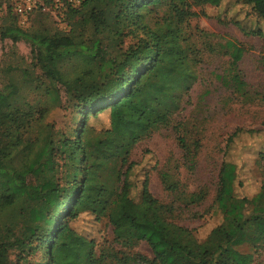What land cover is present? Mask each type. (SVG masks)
<instances>
[{
    "label": "trees",
    "instance_id": "trees-1",
    "mask_svg": "<svg viewBox=\"0 0 264 264\" xmlns=\"http://www.w3.org/2000/svg\"><path fill=\"white\" fill-rule=\"evenodd\" d=\"M41 1L22 23L12 1L0 0V15L12 18L1 29L0 39L26 42L42 62L58 63L70 55H82L94 62L98 80L91 89L94 92L72 96L83 118L70 138L46 134L41 140L23 139L17 131L8 130L18 129V125L0 120V139L5 140L0 157L10 156V146L22 152L19 164H0L3 206L23 203L22 225L0 226V264H18L21 255L32 249L42 251V264H251L255 254L264 251V178L253 196L239 195L237 166L223 158L211 202L221 220L202 240L192 228L174 222L175 206L152 195L147 177L141 182L140 199L131 196L132 147L168 124L180 94L190 89L192 74L178 40L183 38V23L201 12L192 9L190 0H82L61 10L53 9L52 0ZM195 1L218 6L222 0ZM236 1L249 5L262 23L250 29L234 24L264 43V0ZM160 2L171 15L150 23V12ZM36 14L48 16L55 32L29 30ZM76 15L93 28L88 40L70 35L71 19ZM226 45L230 68L223 82L235 91H246L247 83L238 68L244 47L234 40ZM260 63L264 69V49ZM47 77V92L58 99L56 78L51 72ZM105 109L109 126L92 129L85 118L89 112L96 115ZM175 127L183 156L192 163L196 149L187 143L179 123ZM237 132L227 137L224 155ZM195 145L198 148L197 142ZM61 166L66 172L58 182L55 178ZM167 176L162 173L166 188L175 191L177 184L167 183ZM204 197V190L190 192L182 198L183 205L187 208ZM82 212L96 220L106 218L112 239L98 245L76 231L70 221ZM140 241L148 244L151 257L134 251Z\"/></svg>",
    "mask_w": 264,
    "mask_h": 264
},
{
    "label": "rangeland",
    "instance_id": "rangeland-1",
    "mask_svg": "<svg viewBox=\"0 0 264 264\" xmlns=\"http://www.w3.org/2000/svg\"><path fill=\"white\" fill-rule=\"evenodd\" d=\"M190 1L192 9L201 13L183 23L184 39L178 40L187 54L185 66L192 74L190 89L180 94L179 106L170 115L169 123L154 129L132 147L129 159L135 164L129 179L132 182L131 196L138 201L141 182L147 177L152 195L160 202L175 206L174 222L192 228L195 236L202 240L221 220V213L214 210L211 202L222 159L230 160L237 166L240 184L236 192L239 195L253 196L264 178V69L260 63L264 43L256 36L245 35L239 27L250 29L262 23L249 5L236 0H222L218 6ZM156 7L150 12V23L171 15L164 3L160 2ZM10 18L0 15V31ZM71 21V36L77 40H88L93 36L92 26L78 15ZM38 28L50 32L56 30L48 16L38 17L36 14L29 30ZM231 40L244 47L238 62L247 83L243 92L235 91L222 78L229 73V48L226 44ZM48 72L56 78L58 99L51 98L47 92ZM94 72V62L82 55H70L58 63L42 62L30 52L26 42L0 39V120L8 121L7 125L11 122L18 125V129L11 127L8 130L17 131L23 139L41 140L46 134L54 138L59 135L72 137L73 130L83 118L73 105L72 96L94 92L91 89L98 80ZM111 85L108 87L111 88ZM41 108H44L42 115L38 113ZM85 119L96 131L109 126L107 109L96 115L89 112ZM178 123L187 143L196 149L192 163L184 158L177 142L175 126ZM234 130L238 132L224 155L227 137ZM248 130L257 131L250 133ZM4 141L0 139V147ZM9 150L10 156L0 157V164H19L22 159L20 148L10 146ZM65 172V167L61 166L55 179L62 182L60 178ZM163 172L168 175L167 183L177 184L175 191L166 188L162 180ZM200 189L205 191L204 199L185 208L184 195ZM4 194L0 179V226L3 223L22 225L23 203L20 201L11 207H4ZM62 207L63 203L59 212ZM70 225L98 245L112 239L111 226L104 217L96 220L89 212H82L70 221ZM134 251L147 257L152 255L145 241H140ZM12 257L16 259L14 255ZM43 261L42 251L32 249L24 252L23 257L21 255L18 264H42ZM251 264H264V251L255 254Z\"/></svg>",
    "mask_w": 264,
    "mask_h": 264
},
{
    "label": "built area",
    "instance_id": "built-area-1",
    "mask_svg": "<svg viewBox=\"0 0 264 264\" xmlns=\"http://www.w3.org/2000/svg\"><path fill=\"white\" fill-rule=\"evenodd\" d=\"M13 10L21 17L20 22H24L25 17L34 8L42 4L41 0H11ZM82 0H52L54 10L64 9L66 4L78 5Z\"/></svg>",
    "mask_w": 264,
    "mask_h": 264
}]
</instances>
